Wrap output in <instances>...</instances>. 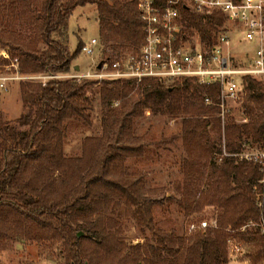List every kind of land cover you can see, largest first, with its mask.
Returning a JSON list of instances; mask_svg holds the SVG:
<instances>
[{"label": "trees", "instance_id": "16d2710c", "mask_svg": "<svg viewBox=\"0 0 264 264\" xmlns=\"http://www.w3.org/2000/svg\"><path fill=\"white\" fill-rule=\"evenodd\" d=\"M8 1L21 29L13 41L1 36L0 45L10 46L22 73H67L82 48L81 42L75 50L70 46L69 21L76 8L88 4L96 5L100 14V45L111 44L116 51L105 60L136 49L144 40L139 0ZM156 2L163 5L167 0ZM223 22V16L204 23L202 17L190 15V24L207 43H211L214 23ZM21 82L19 118L11 123L0 113V250L8 240L23 237L53 246L61 243L66 264H228L232 239L246 248L242 260L264 264V236L256 227L241 230L250 220L264 218V197L263 205L257 204V195L263 191L258 184L262 173L256 163L233 154L249 142H264V78L246 77L241 103L246 121L237 122L230 112L225 124L216 104L218 85L204 86L191 79L171 84L154 78L139 83L103 80L100 90L108 103L120 100L122 108L130 105V110L108 109L101 137H85L82 155L69 158L61 144L69 129L66 122L91 121L93 98L87 92L97 82L91 78L51 79L45 85L38 80ZM137 85L144 86L142 93ZM137 92L140 97L133 100ZM207 96L213 105L205 104ZM149 106L182 118L184 180L173 184L181 199L171 195L168 203L185 215L215 206L220 209L217 227L179 236L175 228L163 229L155 219L158 203L147 198L144 176L127 166L128 157H140L146 151L127 141V123ZM212 133L220 141L224 137L225 150L231 154L220 163L212 160L211 155L222 150L212 142ZM103 200L112 204L114 213L123 204L141 230L147 228L152 234L144 243L131 246L122 259L118 255L124 243L112 227L101 223L96 205ZM114 219L108 221L117 224Z\"/></svg>", "mask_w": 264, "mask_h": 264}, {"label": "built area", "instance_id": "2783aa9c", "mask_svg": "<svg viewBox=\"0 0 264 264\" xmlns=\"http://www.w3.org/2000/svg\"><path fill=\"white\" fill-rule=\"evenodd\" d=\"M139 12L143 21L144 40L139 47L99 64L93 71L77 73L25 74L20 70L19 60L8 49L0 52V91H7L13 82L38 80L45 85L51 79L97 78L128 79L141 82L148 78L173 83L191 79L204 86L218 85L220 117L225 124L233 103L241 102L245 96L246 77L264 78V0H167L163 5L156 0H139ZM202 17L204 23L214 16H223V24L214 23L210 33L211 43L204 42L197 27L190 24V15ZM242 33L240 46L248 42L245 49L232 50V38ZM246 41L243 43L242 41ZM255 43V49H250ZM100 38L92 37L83 42L81 52L93 56L100 50ZM4 69L1 70V69ZM206 105L213 99L205 97ZM242 119L239 122H245ZM224 154H228L224 151ZM240 160L254 162L262 173L258 184L263 191L257 195V204L262 206L264 197V142H249L236 153ZM258 190V186H255ZM212 221V222H211ZM201 220L191 223L189 233L208 227H217L218 221ZM256 227L264 236V218L250 220L241 230ZM230 253L242 254L244 245L229 240ZM231 254V255H232ZM60 264V263H54Z\"/></svg>", "mask_w": 264, "mask_h": 264}, {"label": "rangeland", "instance_id": "374dc122", "mask_svg": "<svg viewBox=\"0 0 264 264\" xmlns=\"http://www.w3.org/2000/svg\"><path fill=\"white\" fill-rule=\"evenodd\" d=\"M73 13L69 21V30L70 46L72 50H75L78 42L83 44V42L88 41L92 37L100 36V14L97 6L92 4L78 7ZM19 24V18L15 17L10 11L9 1L0 0V37L12 40L13 37L19 36L18 32L21 29ZM240 39H243L241 32L234 34L232 50L239 52L248 46V42L246 43L244 40L242 42L246 44L240 46L241 43H238ZM101 45L100 50L93 56L80 51L76 58L72 60L71 68L67 73L75 74L78 71L82 73L93 71L95 65L110 61L111 59L105 60V57L113 55V58L116 51H113L111 44L108 46ZM255 47V43H250L251 50L255 49ZM2 49L12 51L9 45L1 44L0 52ZM124 51H127V49ZM76 65L80 66L79 70L75 69ZM1 70L4 71L3 68ZM89 78L97 82L87 92L93 98L91 121L89 123L82 120H68L66 122L69 129L61 144L63 154L68 158L82 155L85 137H101L105 128L103 125L104 117L108 109L124 111V113L130 110V105L122 108L120 100H116L117 103L116 101L108 103V98H105L100 90L102 85H104L103 80L108 79ZM21 83V81L13 82L9 85L7 91H0V113L4 119L9 120L11 123H14L23 111L22 96L20 94ZM137 83L139 82L137 81ZM167 84L171 83L167 82ZM108 87L111 88L112 84H109ZM143 88L144 86L140 87L138 85L136 87L140 93H142ZM140 93L137 92L133 100H137L140 97ZM241 103L242 101L232 105V114L237 122L244 118V110L241 107ZM131 119L132 122L127 123V126H129L127 129L129 139L127 141L136 146L142 145L146 151L140 157H128L127 166L134 174L144 176L147 198L151 202L158 203L154 205V215L155 219L158 222L160 221L159 223L163 229L169 231L173 227L176 229L177 235L187 236L190 235L188 227L191 223L198 225L201 220H217L216 215L220 212V209L215 206L206 205L201 211L185 215L174 203H168L171 202L168 200L171 195L181 199V195L174 189L173 184L184 180V173L181 170V161L185 155L182 141V118L169 114L165 115L149 106L142 108L141 112ZM17 127L19 129L27 128V126ZM210 138L213 143H217V148L222 149L221 152L216 150L211 155L213 156L212 160H217L220 163L226 155L224 154V151L226 152L225 139L223 137V141H220L217 135L213 133ZM55 174H58L56 170ZM96 207L100 208L102 214V226L112 227V232H116L117 238L124 243L123 250L121 249L120 255H118L121 259L125 254L129 253L131 246L137 243H144L146 236L149 239L151 238L150 230L146 228L142 231L140 226L135 223L132 216L126 211L123 204H120L115 213L113 212L112 204L107 205L105 200L96 205ZM109 217L115 218L114 220L118 223L113 224L111 222V226L110 221H108ZM61 246V243L53 246L49 241L42 244L23 237L10 239L6 242V247L0 250V264H54L56 262L66 264V258L60 253ZM121 246L120 244L117 249H120ZM229 247L230 245L228 246V253H230ZM245 252L246 248L242 254L230 253L228 264H248L247 261L242 260L245 258Z\"/></svg>", "mask_w": 264, "mask_h": 264}, {"label": "water", "instance_id": "95a60500", "mask_svg": "<svg viewBox=\"0 0 264 264\" xmlns=\"http://www.w3.org/2000/svg\"><path fill=\"white\" fill-rule=\"evenodd\" d=\"M101 65H102V63H99L98 68L101 67ZM75 69H76V70H79V69H80V66H79V65H76V66H75ZM80 234H81V233H80Z\"/></svg>", "mask_w": 264, "mask_h": 264}]
</instances>
